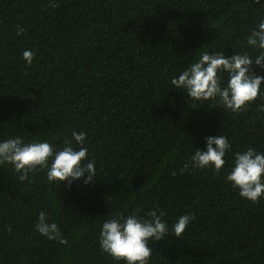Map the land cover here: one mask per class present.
<instances>
[{
	"label": "trees",
	"instance_id": "1",
	"mask_svg": "<svg viewBox=\"0 0 264 264\" xmlns=\"http://www.w3.org/2000/svg\"><path fill=\"white\" fill-rule=\"evenodd\" d=\"M52 2L0 0V142L19 136L61 150L68 140L79 149L72 133L84 132L97 176L50 183L44 170L21 181L13 165H0V264H126L101 250L102 224L151 219L154 209L168 234L148 241V264H264V197L250 202L225 179L236 152L264 153V83L240 113L171 83L203 52L255 60L247 37L264 19V0ZM216 135L231 145L220 173L181 174ZM42 211L67 244L36 231ZM191 214L176 237L173 225Z\"/></svg>",
	"mask_w": 264,
	"mask_h": 264
},
{
	"label": "clouds",
	"instance_id": "2",
	"mask_svg": "<svg viewBox=\"0 0 264 264\" xmlns=\"http://www.w3.org/2000/svg\"><path fill=\"white\" fill-rule=\"evenodd\" d=\"M257 3L260 0H256ZM53 8L59 4L54 0L50 3ZM25 29L17 25V35H22ZM247 44L259 50V55L253 60L247 53L234 54L225 57L223 53H201L199 59L186 68L178 78L171 80L176 89H184L193 101L218 100L226 109L233 113L248 110V106L260 96L264 75H257L253 64L264 71V19L251 31L247 37ZM28 66L32 65L34 54L25 50L22 54ZM228 74L227 85L222 87L223 74ZM264 108V105L261 106ZM86 133L73 132L72 138L79 149L71 141L65 140L64 147L56 150L48 142L25 143L19 136L0 142V165H13L20 173L19 179H29V173L46 171L50 183L67 182L83 178L84 184L94 182L97 176L95 161L88 160V149L83 147ZM206 150L196 149L189 163L180 170L181 174L190 168H212L220 173L226 161V152L231 145L223 135L205 138ZM85 173L87 176L85 177ZM175 175L173 171L171 173ZM226 181L233 188L239 190V195L253 203H258L264 197V153H258L249 147L246 151L236 152L234 167L226 176ZM159 212V214H158ZM164 213L154 209L148 213L151 219H141L136 214L127 217L120 216L106 220L102 224L99 237L101 250L116 261H125L126 264H148L152 255V248L148 241H160L168 234V226L163 221ZM195 214L182 215L173 225L176 237H181ZM36 231L48 240H55L60 244H67L56 222H49L45 212H40ZM10 230V229H9Z\"/></svg>",
	"mask_w": 264,
	"mask_h": 264
}]
</instances>
